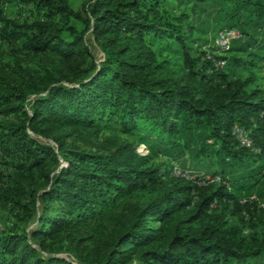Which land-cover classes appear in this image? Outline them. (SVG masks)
<instances>
[{"label": "trees", "instance_id": "trees-1", "mask_svg": "<svg viewBox=\"0 0 264 264\" xmlns=\"http://www.w3.org/2000/svg\"><path fill=\"white\" fill-rule=\"evenodd\" d=\"M149 1L0 0L35 15L21 23L0 12L1 48L10 58L0 62V209L16 219L0 231V264H71L51 256L63 250L81 264H264V210L256 202L174 177L134 145L73 154L53 136L69 128L132 134L149 124L183 157L196 147L209 159L197 164L200 173L234 182L228 170H212L220 152L264 165V99L248 91L255 78L229 74L264 64V0H223L232 7L216 23L241 37L218 71L203 47L189 45V11L177 16L149 9ZM208 1L217 2L190 0L194 8ZM89 33L106 56L103 66L84 42ZM155 41L170 43L177 57L160 59ZM235 125L251 130L262 155L238 146ZM38 138L53 139L57 152ZM59 156L67 166L52 177ZM119 198L132 202L99 231ZM39 202V228L29 234Z\"/></svg>", "mask_w": 264, "mask_h": 264}, {"label": "rangeland", "instance_id": "rangeland-1", "mask_svg": "<svg viewBox=\"0 0 264 264\" xmlns=\"http://www.w3.org/2000/svg\"><path fill=\"white\" fill-rule=\"evenodd\" d=\"M151 3L155 9H158L161 12L166 11L177 16L189 11L190 18L184 21V24L187 25V28L184 32L191 37V43H189V45L192 47L197 45L199 49L200 47H203L201 50L202 52L207 50L211 53H216L215 40L222 31H239L237 28L229 29L227 26H223L227 24L226 21H220L216 23V17L226 13V11H229L232 7L229 3L223 0H217L215 4H211L208 1L207 4L195 8L193 7L194 4L190 2V0L149 1V9H151ZM192 7L194 9H191ZM0 12H3L4 16L7 15L12 20L19 22L35 18L33 12L25 10L21 13L15 10L14 6L6 7L5 5L0 4ZM84 42L86 46L89 47L90 54L95 59L98 66L105 65L106 56L102 49L94 43L91 33L86 36ZM153 43V48L160 56V59L164 60L177 57L174 56L176 54L175 51L177 50L174 51L173 49L169 48L168 45L170 43H160L159 41H155ZM9 59L10 58L8 57L7 52H3L0 42V62H7ZM175 62L171 63V67H175ZM229 74L233 79L236 77L241 79L255 78V81L249 86L248 91L251 92L254 90H259L261 92L262 98L264 99V64H260L251 69L238 68L235 74H232L230 71ZM31 100V102H33V100H36V97H33ZM261 115L262 113L260 114V118ZM137 126L138 129L134 130L132 134H124L120 131L102 132L94 129L69 128L55 129L53 136L56 139L61 138L63 141H65V146L73 151V154L87 153L111 155L126 145H134L141 157H147L150 155L152 156V163L154 166H159L162 167V169L168 170L171 167L172 175L173 168L175 166L183 171L193 173L194 175L205 174V172L200 173V169L198 168L197 164H208L209 159L204 160L200 158L198 156L199 150L196 147L186 150L183 157V151L177 150V148L174 147V144L166 141L160 131L153 129L149 124H138ZM38 139L48 146H52L54 153L57 152V146L53 139ZM59 161V165L52 170V177L59 174L64 166H67L63 158L60 156ZM263 166L264 165L257 164L255 159L251 157H243L237 162H234L231 158L228 159V157L225 156L223 152H220L212 165V170L229 171L230 174H227V176H229L234 182H230V187L229 189L227 188V190L230 193H233L236 199L242 202L256 198L264 203V179L262 178V174L264 175ZM206 176L212 177L209 174ZM131 202L132 200H125L122 198L116 199L115 202L110 206L118 204V208L112 211L108 218L99 225L98 230L103 232L105 229L110 228L109 223L120 218L124 212H126L128 205ZM259 209L264 210V208ZM53 210L52 215H56ZM42 211V204L39 202L38 219L31 223V225L26 229L29 234L34 233L39 228V219L42 215ZM15 222L16 219L14 214L10 213L8 210L0 209V231L11 227V225L13 223L15 224ZM258 228L260 232L264 231V217L259 221ZM87 243H89V241ZM47 256L48 255L45 254V257ZM51 256L58 259H63L71 264H81L71 253L66 250H63L60 253L52 254Z\"/></svg>", "mask_w": 264, "mask_h": 264}, {"label": "built area", "instance_id": "built-area-1", "mask_svg": "<svg viewBox=\"0 0 264 264\" xmlns=\"http://www.w3.org/2000/svg\"><path fill=\"white\" fill-rule=\"evenodd\" d=\"M241 34L237 30H225L222 31L215 40V49L216 53H211L205 50L204 60L212 63V66L218 71L223 70L227 65V60L223 57L228 54L232 44L235 40L240 39ZM261 119L264 121V112L261 115ZM233 137L238 143V146L242 149L249 151L254 155H262V150L256 146L251 130H248L246 127L235 125L233 128ZM173 175L177 178H181L188 181H194L199 186H207L211 184L223 185L226 189L230 187V181L225 180L220 176L209 177L203 175H194L193 173L186 172L175 166L173 168ZM195 177V178H193ZM247 202H256L259 208H264V203L259 201L256 198H252L248 201H242V203ZM217 205L216 202H213L210 206L211 209L215 208Z\"/></svg>", "mask_w": 264, "mask_h": 264}]
</instances>
